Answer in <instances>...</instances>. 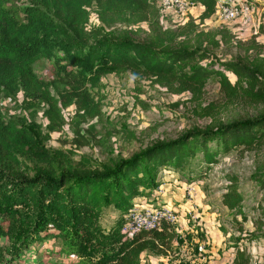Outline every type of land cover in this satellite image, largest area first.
<instances>
[{
	"label": "rangeland",
	"instance_id": "obj_1",
	"mask_svg": "<svg viewBox=\"0 0 264 264\" xmlns=\"http://www.w3.org/2000/svg\"><path fill=\"white\" fill-rule=\"evenodd\" d=\"M249 1L253 20L247 21H221L214 12L201 18L202 7L194 1L179 10L159 9L158 0H147L139 15L131 10L112 15L95 0H40V6L62 19L65 28L63 17L74 15L90 39L106 36L181 42L207 50L208 56L199 61L202 64L221 68L223 61H237L257 63L264 69V35L254 32L258 22L264 25V0ZM29 3L4 0L2 6L21 17L22 8ZM251 41L261 45L254 47ZM31 65L45 80L50 94L47 100L24 98L16 85L0 95V125L7 129H0L5 157L29 175L37 169L63 165L101 167L155 139L264 111V96L244 90V81L228 70L224 73L232 87L224 91L215 74L184 86L170 75L155 76L141 70L98 72L95 65L78 64L59 48L50 56H34ZM256 173L264 174V136L219 151L207 163L196 151L180 167L156 168L154 181L160 190L152 185L146 194L135 195L132 205L164 203L177 218L165 225L161 237L149 233L140 238L144 247L135 264H241L242 257L243 264H264V236L253 224L264 208V185L255 178ZM6 178L8 173L0 167V188ZM230 181L242 195L244 218L221 203V193ZM41 204L34 193L10 203L0 192L2 253L13 248L36 220L42 222L47 210ZM8 213L12 215L9 222L2 219ZM115 214L112 205H101L89 214L84 229L70 225L60 214L53 216L45 224L49 234L54 232L52 236L27 246L19 264H93L101 252L117 249L124 244H120L122 240L132 237L121 235L115 243L103 241L100 233L109 230Z\"/></svg>",
	"mask_w": 264,
	"mask_h": 264
},
{
	"label": "trees",
	"instance_id": "obj_2",
	"mask_svg": "<svg viewBox=\"0 0 264 264\" xmlns=\"http://www.w3.org/2000/svg\"><path fill=\"white\" fill-rule=\"evenodd\" d=\"M193 1L202 7L201 18L214 12V0ZM3 2L0 0V95L16 85L24 98L47 100L49 90L45 80L32 68L31 60L34 56H50L59 48L62 54L74 57L78 64L85 67L95 65L98 72L117 68L141 70L155 76L170 75L172 79L183 82L184 86L215 74L220 88L227 91L232 87L224 73V70H228L244 81V90L264 96V69L257 63L248 65L223 61L221 68L213 67L199 62L208 56L206 49L186 46L181 42H152L106 36L90 39L88 32L78 27L74 15L71 14L68 19L67 16L63 17L68 26L65 28L62 19L56 15L54 17L48 9L40 6V0H30L29 4L24 5L21 17L5 10ZM95 2L112 15L130 10L139 15L148 3L147 0ZM254 32L264 35V25L259 23ZM251 45L255 47L261 43L251 41ZM0 129L7 130L4 125H0ZM263 136L264 111L255 116L218 123L214 127H191L172 138L155 139L131 155L101 167L63 165L58 169H37L29 175L6 159L4 136L0 131V167L9 175L0 188L1 194L10 203H18L25 195L34 193L42 202L43 209L47 210L42 222L36 220L37 223L21 233L13 248L2 253L0 247V264H19L27 246L52 236L54 232L49 234L45 224L51 222L53 216L60 214L70 225L84 229L89 224V214L101 205H112L116 209L109 230L100 233L105 243H115L122 235L119 228L132 206L131 199L139 192L146 194L152 185H157L154 181L156 168L165 165L180 167L196 151L200 152L201 158L207 163L214 160L219 151L225 152L239 144L256 142ZM255 178L264 185V174L256 173ZM241 199L240 191L230 181L221 193V203L236 213L240 212L244 218ZM10 216L8 213L2 219L9 222ZM253 224L264 236V208L253 219ZM165 225L161 229L140 231L126 242L122 240L120 244H124L117 249L101 252L93 264H135L139 251L144 247L140 238L149 233L161 237ZM58 226L62 228L60 223ZM237 253L240 255L241 251ZM244 262L245 258L242 257L241 264ZM66 264L80 263L70 261Z\"/></svg>",
	"mask_w": 264,
	"mask_h": 264
},
{
	"label": "built area",
	"instance_id": "obj_3",
	"mask_svg": "<svg viewBox=\"0 0 264 264\" xmlns=\"http://www.w3.org/2000/svg\"><path fill=\"white\" fill-rule=\"evenodd\" d=\"M192 3L193 0H158L159 9L175 7L183 10ZM214 7V13L221 21L253 20V6L249 0H214ZM259 23L261 22H258L257 26ZM154 190L159 191L160 186L157 184ZM176 218L175 211L164 203L132 205L119 230L122 235L130 236L140 231L160 229L164 224L174 223Z\"/></svg>",
	"mask_w": 264,
	"mask_h": 264
}]
</instances>
